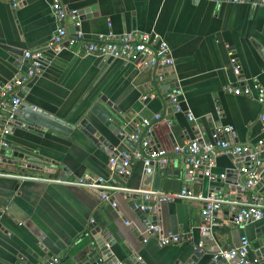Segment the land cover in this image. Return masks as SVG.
<instances>
[{
	"label": "crops",
	"instance_id": "0c3cea01",
	"mask_svg": "<svg viewBox=\"0 0 264 264\" xmlns=\"http://www.w3.org/2000/svg\"><path fill=\"white\" fill-rule=\"evenodd\" d=\"M60 2L77 10L81 16L79 29L87 40L131 30L158 34L172 59L163 84L167 88L176 84L172 90H178L180 107L189 109L195 120H188L183 111L172 109L166 97L167 89L154 88L153 78L160 73L159 69L83 55L66 46L56 55L44 51L40 73L16 93L23 91L20 102L26 101L74 127L61 134L44 127L28 129L20 125L7 134L6 151L41 160L44 166L43 170L21 171L16 164L0 165V264H40L37 258L48 254L58 258L56 264H73L74 257H82L95 248L89 244V224L106 228L115 240L107 255H99L97 264H174L175 261L182 264L196 248L201 251L194 264H231L212 261L209 251L233 246L241 235L249 241L247 255L256 257L250 244L260 226L264 232V218L236 226L226 204L214 212L215 225L207 236L198 229L202 221L199 200L177 199L148 208V218H153L151 222L162 232L190 234L187 241L159 246L153 237L142 242L146 221L141 222L127 204L137 192L129 196L125 191L114 193L116 206L112 207L91 190L18 175L68 178L89 174L111 177L128 189H153L152 180L142 184L146 174L141 162L132 161L128 174L121 176L110 165L109 156L81 132L80 119L97 124L88 109L99 102L100 96L118 113L128 115L125 124L131 130V122L151 118L155 113L161 116L152 120L150 126L152 147L163 150L168 160L159 168L161 171H172L178 165L184 167L188 141L196 136L210 140L212 130L218 126L233 127L235 144H253L259 139L264 142V121L258 120L259 104L250 96L225 90L226 86H246L252 91L256 85L264 88V4L250 6L214 0ZM49 3L50 0H25L13 9L6 0H0V86L26 67L21 56L13 59L14 55L5 46L23 52L48 41L53 31ZM91 6L93 13L89 11ZM73 31L69 25L68 34ZM230 57L235 59L237 72L232 69ZM151 89L155 97L141 100L140 96ZM6 109L7 106L3 114ZM109 142L118 144L110 135ZM136 148L133 145L131 149ZM260 155L264 158V147ZM243 161L242 157L217 154L211 170L224 173L225 177L214 181L200 174L193 180L175 173L162 175L159 170L158 190L177 191L185 187L194 194L212 193L238 199L240 195L229 187L235 179L233 176L236 177L237 164ZM260 185L264 191V181ZM141 202L140 196L135 199L136 204ZM128 223L133 224L134 230ZM261 257L264 260V255Z\"/></svg>",
	"mask_w": 264,
	"mask_h": 264
},
{
	"label": "built area",
	"instance_id": "2783aa9c",
	"mask_svg": "<svg viewBox=\"0 0 264 264\" xmlns=\"http://www.w3.org/2000/svg\"><path fill=\"white\" fill-rule=\"evenodd\" d=\"M13 8H17L25 0H6ZM215 2L226 3H246L250 6L263 5L264 0H214ZM50 13L53 19V31L48 41L40 47L32 48L22 52L21 58L26 61V68L20 75H14L10 80L0 86V149L9 147L6 138L10 131V123L14 110L20 104V97L16 90L23 88L34 76L40 73L44 62V51H50L56 55L63 48H70L72 51H79L83 55H92L100 58H110L133 63L139 67H155L160 70L155 76V81H162L166 78L168 69L172 66V59L166 43L155 32H138L136 30L122 32L117 36L111 34L99 35L94 39H85L84 33L79 29L80 21L76 9L67 8L60 0H50ZM68 22L74 28L72 34H68ZM65 43V45H64ZM66 46V47H65ZM232 69L237 72V66L233 57L229 58ZM225 90L233 94H243L252 97L260 107L258 120L264 121V88L256 85L254 90L246 86H226ZM8 97V102L5 98ZM155 97V91L148 90L140 96L141 100ZM168 101L174 106L175 111H183L188 120L195 118L189 109L183 110L179 105L178 90H170L166 95ZM7 106L3 114V108ZM157 113L151 118L142 117L139 121L133 122L129 138L135 143L136 149H127L121 153V160L117 172L127 175L132 161H139L143 165L144 174H150L154 167L162 168L167 163V156L163 150L152 147L151 141V121L160 119ZM170 123V121H168ZM24 126L23 124H21ZM233 127L231 125L218 126L212 130L210 140H204L196 136L188 141L184 149L183 163L187 176L190 179L196 178L197 174L207 178L209 181L222 179L224 173H214V157L217 154L241 153L245 156L243 163L236 169V177L240 180L235 185V193L240 197L230 199L215 194L200 195L194 194L185 187L177 191H164L151 188L128 189L115 183L111 177L92 176L83 174L75 177H36L20 174V178H38L51 183L77 186L93 191L99 200L108 202L112 207L116 204L113 201L114 193L125 191L126 196L132 192L140 194L142 201L152 202L153 205L162 202H172L177 199L199 200L202 203V221L198 227L203 236L210 234V228L215 225L214 212L221 204H226L232 214L233 223L242 226L246 223L264 218V191L260 189L262 175H264V158L260 153L264 147L262 139L253 144H235L232 142ZM179 148H175L178 151ZM111 166L115 160L109 158ZM152 206L138 204L140 210L148 209ZM127 223V222H126ZM153 237L159 246L171 245L181 241H187L190 234L187 232L174 233L171 231L162 232L155 224H149L145 229L142 242H146ZM249 241L245 235H241L238 243L230 247H216L209 251L212 261H222L229 263L235 260L236 264H260L262 257H249L247 255ZM196 248V252H200ZM58 258L49 257L40 264H56Z\"/></svg>",
	"mask_w": 264,
	"mask_h": 264
},
{
	"label": "water",
	"instance_id": "95a60500",
	"mask_svg": "<svg viewBox=\"0 0 264 264\" xmlns=\"http://www.w3.org/2000/svg\"><path fill=\"white\" fill-rule=\"evenodd\" d=\"M89 11L93 13L94 7L91 6ZM78 18L81 19V16H78ZM5 47H6L5 49L10 51L12 55H14L12 56L13 59L16 56H22L21 51H17L16 49L11 47H7V46ZM105 59H110V58H105ZM24 62L26 61L24 60ZM152 68L153 70H156L155 67ZM165 81L166 78H164L162 81L156 82L154 77L153 78L154 88L156 89V87L159 86L161 89H167L166 92L168 93L170 90L176 87V84H170L169 87L167 88V86L163 84ZM22 92L23 91H19L17 95L22 96ZM5 100L8 102L9 98L6 97ZM98 101L99 102L92 104L88 109L90 114H92V116H94V118L97 120V124L92 125L88 123V121L85 118H82L79 120L78 126L81 128V132L86 137H88L96 147H98L103 152H105V154L108 155L109 158H113L115 160L113 169L117 171L120 165L121 153L127 149H131L132 146L135 145V143L132 142V140L129 138V133L131 132V128L125 124V118H127L128 115L118 113L116 111V108L113 107L112 104L109 101H107L104 96H100L98 98ZM172 109H174V106H172ZM21 124H23L28 129L44 127L46 129L61 134L68 133L70 129L74 127L73 124L65 122L59 118H56L51 114H47L26 101L20 102L19 106L14 110V114L12 116V122L10 123V130L15 127H19ZM131 124L132 122L129 123V125ZM107 133L110 136H113L115 139H117L118 144H116L115 146L112 145L109 142V135ZM154 148L157 147L154 146ZM228 156L233 158L242 157L245 159V156L241 153H232V154H228ZM26 163H31V164H26ZM2 164L3 165L16 164L19 167H21V171H23V169L25 168L30 170H35V169L43 170L42 167L44 166L41 160L35 159L33 157H30L22 153H16V152L9 153L5 149H0V165ZM57 165L60 166V164ZM239 165L240 163L237 164L236 167H238ZM60 167L62 168V165ZM159 170L162 175L175 173L177 175L179 174V175L187 176L184 167L180 165H178V167H176L172 171L168 169H164L161 171V169H159L158 167H154L151 174L145 175L142 184L146 185L150 180H152L151 187L153 189H158L159 188L158 180L160 179V175L158 174ZM0 171H2L1 168ZM45 171H50V170L46 169ZM64 171L65 169H63V172ZM233 178L235 179L233 182H231V185L229 187L230 191L232 192L235 191V185L238 182V180H240L239 177L233 176ZM261 180L264 181V175H262ZM263 187L264 186H262V188ZM139 196H140L139 193L133 194L127 201V204L141 222L146 221L145 225L147 227L149 224L154 223L151 222L153 218L151 220L148 218L147 216L148 209L140 210L138 208V204L135 203V199L138 198ZM141 204L146 206H153L152 202L142 201ZM127 226L131 230L132 229L134 230L133 224L128 223ZM88 228L91 238V243L89 244L90 245L94 244L95 248L86 251L82 257L79 256L74 257L73 264H97L100 261V256L107 255L109 253L108 247L111 246L115 241L110 236L106 228L100 229L98 226H93L92 224H89ZM133 233H135V231H133ZM263 233H264L263 226H260L258 230L255 231L254 234L255 240H252L250 244L251 247L255 249V255L257 258H260L261 255H264ZM198 256H199L198 252H193L192 255H189L182 264H194ZM49 257H51L50 254L44 256L42 259L37 258V262H42L43 260H47ZM114 261L115 259L112 257L111 262ZM107 263L109 262L107 261ZM179 263H180L179 261L174 262V264H179ZM230 263L236 264L235 260L230 261ZM260 264H264V260H261Z\"/></svg>",
	"mask_w": 264,
	"mask_h": 264
}]
</instances>
